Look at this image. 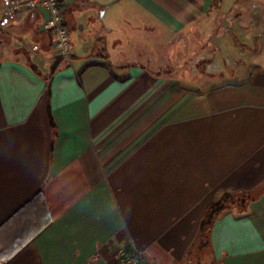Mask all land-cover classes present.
Wrapping results in <instances>:
<instances>
[{
    "label": "crops",
    "instance_id": "obj_1",
    "mask_svg": "<svg viewBox=\"0 0 264 264\" xmlns=\"http://www.w3.org/2000/svg\"><path fill=\"white\" fill-rule=\"evenodd\" d=\"M227 1L68 0V28L103 10L69 61L46 10L9 25L24 41L0 55V264H117L125 247L149 264H264V0L222 18L250 22L227 30L231 68L181 71L206 52L217 63ZM227 193L254 199L216 217L208 261L201 222Z\"/></svg>",
    "mask_w": 264,
    "mask_h": 264
},
{
    "label": "rangeland",
    "instance_id": "obj_2",
    "mask_svg": "<svg viewBox=\"0 0 264 264\" xmlns=\"http://www.w3.org/2000/svg\"><path fill=\"white\" fill-rule=\"evenodd\" d=\"M261 1H263V0H252V2L250 4V2H248L247 0H228L224 6H221V9H220L221 21H220V26H219V30L221 32L218 34L217 39H218V41H220V43L222 42V45H221L222 48L217 54V58H216L217 63L224 65L226 59H224L223 56H225V55H227L226 58L229 59L230 61L233 60V57L234 58L239 57V54L235 50L236 47L232 46V42H233L232 33L227 32V30L232 28V31H236L235 25H239V26L244 27L248 23H250L248 21V23L246 24L244 22V18L240 17L239 15H238L237 21L234 20V22H236L235 24H232L231 21H229V20L223 21L224 19H222V18L226 17L227 14L230 15V14H233L235 12L236 13L237 12H247V13L253 12V10L250 9L252 5L255 6L253 8L254 9L253 14H260L262 11L261 7H260V5H258V6L255 5V2L257 3V2H261ZM234 2L235 3L237 2L239 4L235 5ZM96 3H98V2L97 1L94 2V4H96ZM127 10L128 9L123 8L119 5L117 7H115L113 10L115 12V14H114L115 16L113 19H114L115 24L118 27L117 32H120V33L123 32L122 27H125L126 29L128 28L124 19L129 18L131 16L129 15ZM102 12H103V10L101 12L98 11L96 6H92V7H89L87 9H80V10L74 11L73 15L70 16L72 18L69 19V30H70L72 49L74 46H76L78 49H80L83 46L87 47L89 45V43H91V41L93 40L92 36L95 33V31L93 29H94V27H96L95 24L97 25L99 22V19H97V17L99 15H101ZM90 17H93V18L96 17V19L89 22ZM76 18H77V22L76 21L73 22L72 19H76ZM246 18L247 17H245V19ZM81 25L83 26V28L81 27ZM223 29H224V31L222 32ZM18 35L20 36V34H18ZM18 35L14 31H11V34H7L5 30H0V55L8 53V52L11 53L13 48L21 45L20 39H19L20 37ZM121 38L124 39L125 36L123 35V36H121ZM226 42L227 43L229 42L230 46H226V44H227ZM123 48L128 49V50H132L133 46L131 45V43L130 44L128 43V44L124 45ZM112 53L114 56L113 58H115V51H113ZM173 53H174V49H173V51L171 49L170 56H172ZM196 57L194 58L192 63H189L188 65L184 66V68H182L181 71L185 72L189 68L191 70H193L192 65H193ZM232 64H233V62L230 65H227L225 70L231 68ZM205 66H206V61H203L201 64H198V71L197 72L205 73V74H212V73L206 72ZM223 72L224 71L216 73V74H220ZM203 253H204V257L206 258V260L209 261L210 256H209L207 247L204 248Z\"/></svg>",
    "mask_w": 264,
    "mask_h": 264
},
{
    "label": "built area",
    "instance_id": "obj_3",
    "mask_svg": "<svg viewBox=\"0 0 264 264\" xmlns=\"http://www.w3.org/2000/svg\"><path fill=\"white\" fill-rule=\"evenodd\" d=\"M68 0H0V26L6 27L16 22L18 15L24 11L44 9L48 18L44 26L53 31L52 48L61 61H69L72 53L70 30L65 26L66 2ZM37 48V46H35ZM209 52L196 57L192 68L198 71V64L206 61L205 70L208 73H219L225 70L233 61L226 58L224 65L214 63ZM117 264H149L143 250L135 247H125L117 251Z\"/></svg>",
    "mask_w": 264,
    "mask_h": 264
},
{
    "label": "trees",
    "instance_id": "obj_4",
    "mask_svg": "<svg viewBox=\"0 0 264 264\" xmlns=\"http://www.w3.org/2000/svg\"><path fill=\"white\" fill-rule=\"evenodd\" d=\"M66 15H67V11H66ZM65 26L68 28L66 18H65ZM0 30H5L7 34H11V31H13V30H11V28H9V26L8 27L0 26ZM50 35H51V43H52L53 38H54V34H53L52 30H50ZM22 36L23 35H20L19 37L24 41V38ZM25 42H26V40H25ZM25 42L23 43L24 48L27 51H30L32 53V55H34L32 52L33 49L30 48V45L28 43L25 44ZM16 48L17 47H15L13 49H16ZM40 197H42V192L39 193V198ZM252 199H254V198L252 196H249V195L238 196L235 194L227 193L224 196H222L219 199L212 202L211 205L208 207L207 211L205 212L203 220L201 222L200 232H199L198 239H197L198 248L202 249V252L204 251L205 247L208 248L209 235H210L212 225H213L216 217L222 211L229 209V208H232V207H238V208L244 209L247 207L248 203ZM128 248H131V247H128Z\"/></svg>",
    "mask_w": 264,
    "mask_h": 264
},
{
    "label": "snow or ice",
    "instance_id": "obj_5",
    "mask_svg": "<svg viewBox=\"0 0 264 264\" xmlns=\"http://www.w3.org/2000/svg\"><path fill=\"white\" fill-rule=\"evenodd\" d=\"M0 259H2V258H0Z\"/></svg>",
    "mask_w": 264,
    "mask_h": 264
}]
</instances>
